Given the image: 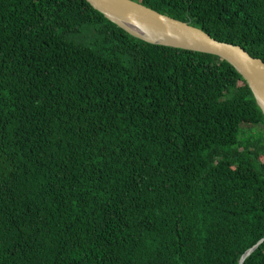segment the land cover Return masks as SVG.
Returning a JSON list of instances; mask_svg holds the SVG:
<instances>
[{
  "label": "trees",
  "instance_id": "trees-1",
  "mask_svg": "<svg viewBox=\"0 0 264 264\" xmlns=\"http://www.w3.org/2000/svg\"><path fill=\"white\" fill-rule=\"evenodd\" d=\"M132 1L264 62V0ZM263 237L264 116L233 67L85 0H0V264H238Z\"/></svg>",
  "mask_w": 264,
  "mask_h": 264
},
{
  "label": "water",
  "instance_id": "water-1",
  "mask_svg": "<svg viewBox=\"0 0 264 264\" xmlns=\"http://www.w3.org/2000/svg\"><path fill=\"white\" fill-rule=\"evenodd\" d=\"M107 20L129 35L153 45L184 49L218 57L246 82L264 116V62L238 45L215 40L203 30L160 14L132 0H85ZM264 237L247 249L238 264L259 247Z\"/></svg>",
  "mask_w": 264,
  "mask_h": 264
},
{
  "label": "rangeland",
  "instance_id": "rangeland-1",
  "mask_svg": "<svg viewBox=\"0 0 264 264\" xmlns=\"http://www.w3.org/2000/svg\"><path fill=\"white\" fill-rule=\"evenodd\" d=\"M243 129H244V130H247L248 128H247V126H245Z\"/></svg>",
  "mask_w": 264,
  "mask_h": 264
}]
</instances>
